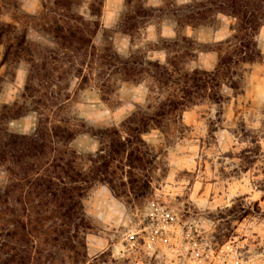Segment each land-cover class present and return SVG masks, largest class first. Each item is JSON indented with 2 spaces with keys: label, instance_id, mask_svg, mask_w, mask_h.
<instances>
[{
  "label": "trees",
  "instance_id": "16d2710c",
  "mask_svg": "<svg viewBox=\"0 0 264 264\" xmlns=\"http://www.w3.org/2000/svg\"><path fill=\"white\" fill-rule=\"evenodd\" d=\"M9 1L14 24L0 22L2 65L24 62L27 77L23 104L0 106V169L7 174L0 195V264H87L90 225L82 201L89 190L100 184L128 204L150 195L163 152L142 136L152 127L167 136L180 133L184 112L205 101L219 105L223 86L240 91L234 80L240 67L260 59L256 38L264 26V0H192L184 6L162 0L160 8L146 6V0H124L118 29L130 38L153 18H170L176 27L192 29L213 13L232 18V38L217 45L218 65L211 72L187 68L199 49L185 37L162 43L163 63L144 54L123 59L110 47H95L103 0H92L89 20L75 12L73 0H55L41 18H29ZM2 4L0 0V11ZM31 20L53 47L27 41ZM126 83L146 87V106L118 128L92 134L99 142L94 155L69 150L78 134L89 133L80 120L63 115L72 96L93 86L108 98ZM29 111L37 116L35 132L11 133L8 124ZM89 264L118 262L103 253Z\"/></svg>",
  "mask_w": 264,
  "mask_h": 264
},
{
  "label": "rangeland",
  "instance_id": "374dc122",
  "mask_svg": "<svg viewBox=\"0 0 264 264\" xmlns=\"http://www.w3.org/2000/svg\"><path fill=\"white\" fill-rule=\"evenodd\" d=\"M14 1L29 18H41L55 2ZM191 1L175 0V5ZM2 2L0 22L14 24L10 1ZM73 2L75 12L89 20L92 0ZM164 4L146 0L149 7ZM124 12V0H103L95 47H110L123 59L144 54L163 63L162 43L185 37L199 49L187 68L206 72L217 67V45L231 40L235 25L232 18L216 13L194 29L178 28L170 18L161 17L151 19L130 38L118 29ZM29 25L28 42L53 47L51 38L38 31L36 20ZM256 42L260 59L242 65L239 77H234L240 91L223 86L219 105L205 101L184 112L180 133L167 136L152 127L142 136L163 152L152 175L150 195L128 204L114 198L105 186H92L82 201L90 225L85 234L87 264L103 253L118 264H264V26ZM3 53L0 46V106L10 108L23 104L27 65H2ZM147 97L144 85L131 83L122 84L108 98L93 86L73 95L63 115L80 120L89 133L78 134L69 150L94 155L99 142L92 134L118 128L146 106ZM36 127L37 116L31 111L7 126L11 133L25 136ZM6 185L7 174L0 169V195Z\"/></svg>",
  "mask_w": 264,
  "mask_h": 264
}]
</instances>
